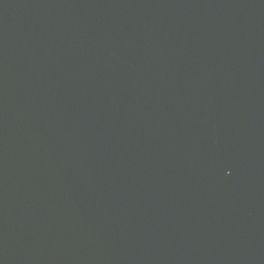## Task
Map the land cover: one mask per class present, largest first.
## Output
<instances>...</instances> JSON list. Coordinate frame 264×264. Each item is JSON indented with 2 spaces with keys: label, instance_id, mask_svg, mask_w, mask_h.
<instances>
[{
  "label": "water",
  "instance_id": "1",
  "mask_svg": "<svg viewBox=\"0 0 264 264\" xmlns=\"http://www.w3.org/2000/svg\"><path fill=\"white\" fill-rule=\"evenodd\" d=\"M0 264H264V0H0Z\"/></svg>",
  "mask_w": 264,
  "mask_h": 264
}]
</instances>
